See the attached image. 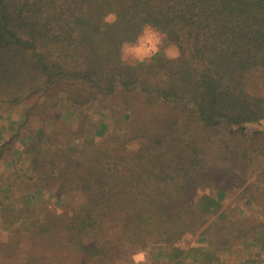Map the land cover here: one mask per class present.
Listing matches in <instances>:
<instances>
[{
	"label": "trees",
	"instance_id": "obj_1",
	"mask_svg": "<svg viewBox=\"0 0 264 264\" xmlns=\"http://www.w3.org/2000/svg\"><path fill=\"white\" fill-rule=\"evenodd\" d=\"M110 12L118 22L104 25ZM145 23L168 34L178 59L122 64V42L134 41ZM257 76L264 83V0H0V103L28 106L27 123L54 119L44 104L51 99L72 118L121 98L138 145L126 151L125 140L118 147L106 139L86 156L69 152L55 128L34 132L22 171L28 192L12 204V186L0 187V218L12 224L6 212L35 215L38 205L48 215L16 236L10 258L129 264L147 248L152 264H223L203 248L222 239L206 235L209 206L216 213L223 206L208 197L219 174L238 175L244 161H256L254 172L264 165V130L249 128L264 122V95L249 87ZM109 130L101 121L92 132ZM75 193L84 202L68 205ZM252 228L239 230L245 257L250 247L264 248V222ZM197 234L198 245L185 248Z\"/></svg>",
	"mask_w": 264,
	"mask_h": 264
},
{
	"label": "rangeland",
	"instance_id": "obj_2",
	"mask_svg": "<svg viewBox=\"0 0 264 264\" xmlns=\"http://www.w3.org/2000/svg\"><path fill=\"white\" fill-rule=\"evenodd\" d=\"M250 90L258 92L264 95V83L262 78L257 76L251 81ZM132 104H140V100H131ZM45 107L55 111V118L50 119L49 114L45 115V119L40 122L38 116L24 123L25 110L28 106L21 104H8L0 103V187L4 188L7 185L12 186V193L10 199L12 204H20L25 194L28 192L26 175L22 172L27 168V163L30 156L27 153V148L30 145L33 133H39L40 130L45 131V135L52 129H57L58 134H62L59 140L62 145L68 149L71 153L84 152L90 154L93 150L94 144H101L106 139L110 142L111 146H118L121 144V139L125 140L123 149L126 151L132 150L129 145H135L131 139V134L128 124L129 121L125 117L127 111L126 106L123 105L121 98L115 101H110L107 108H99L95 106L90 110H85L77 117L68 118L65 117L66 106L64 104L57 105V101L51 99L48 102H44ZM41 105V101H40ZM110 107V108H109ZM40 107L35 109V112H39ZM112 109L118 111L115 113ZM104 121L110 125V130L102 137L94 136V128ZM20 133H17L18 126H20ZM49 125V126H48ZM250 130H264V122L258 125L249 126ZM93 131V132H92ZM47 132V133H46ZM121 136L122 138H118ZM246 143H248L246 141ZM17 150V151H16ZM87 156V155H86ZM256 162V161H255ZM244 161L242 167L235 166L238 175L236 174H219L216 177L215 183L212 185L211 195L208 197L212 199L213 203L216 201V206L222 204V208L217 213L214 212L216 208L208 209L209 224H213L207 237L213 239L222 237L221 241L217 240L216 247L213 249L212 243H202L206 247L208 252H217L218 259L223 264H238V262H244L247 259L251 264H264V248L261 246H253L247 250L246 257L238 249L242 248V239L239 238V230L251 231L255 230L253 226L262 224L264 222V165L262 168L254 172V163ZM222 162L218 166H222ZM220 190L225 193L224 196H220ZM75 196L67 197L66 203L68 205L79 206L84 202V197L81 193H75ZM208 200V203L210 202ZM223 200V201H222ZM213 206L212 203H209ZM49 206L50 210L55 213L61 214L57 211V207ZM46 207L42 205L37 206V211L34 214L31 212L17 213L9 210L7 214L9 219H13L14 223L4 224L2 218H0V264H18L21 261L18 257L10 258L9 251L6 249L10 247L11 243L15 240L17 235H26L30 232L32 222L37 221V218L43 219L47 217ZM223 213L224 217H221ZM260 230L259 228H257ZM7 233V237L3 236V233ZM218 232V233H216ZM233 232V234H232ZM212 234L214 237H211ZM204 235V234H203ZM255 241L257 236L249 235ZM25 237V236H24ZM200 235L197 234L192 239H189L185 243V248H191L198 245V239ZM24 239L28 240V237ZM226 241V243H223ZM25 242V241H24ZM207 242V240L205 241ZM27 243V242H25ZM214 258V256H212ZM247 260V261H248ZM189 264L194 263L191 259Z\"/></svg>",
	"mask_w": 264,
	"mask_h": 264
},
{
	"label": "clouds",
	"instance_id": "obj_3",
	"mask_svg": "<svg viewBox=\"0 0 264 264\" xmlns=\"http://www.w3.org/2000/svg\"><path fill=\"white\" fill-rule=\"evenodd\" d=\"M104 25H114L118 22V16L114 12L106 14L102 18ZM168 34L151 23H145L134 41L125 40L120 46V60L124 65L137 66L151 63L154 59L163 56L167 60H176L180 57V51L175 43H166ZM108 49L102 48L107 54ZM135 150L138 145H129ZM7 233H3L6 238ZM129 264H152L150 250L147 248L135 250L129 257Z\"/></svg>",
	"mask_w": 264,
	"mask_h": 264
}]
</instances>
